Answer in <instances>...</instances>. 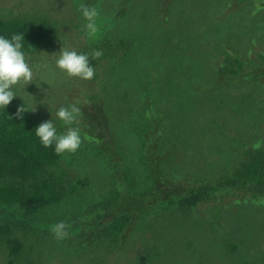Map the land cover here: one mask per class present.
<instances>
[{
	"label": "rangeland",
	"instance_id": "rangeland-1",
	"mask_svg": "<svg viewBox=\"0 0 264 264\" xmlns=\"http://www.w3.org/2000/svg\"><path fill=\"white\" fill-rule=\"evenodd\" d=\"M21 1L28 22L52 28L55 42L51 52H42L30 65L33 83H22L26 90L19 94L37 112L47 110L52 117L65 105L94 107L90 94L107 101L112 106L103 116L110 125L83 129L90 134L100 131L110 141L104 144L118 149L124 162L141 176L139 189L146 194L148 184L143 179H148L147 163L134 154L137 133L144 125L147 136H155L157 143L148 149V155H155L157 172L168 178L170 186L181 184L183 189L211 179L224 170L225 163L240 157L233 142L217 133V124H229L234 130L231 135L248 145L260 135L264 141V95L260 100L258 94L261 83L254 80L243 88L239 84L231 89L215 65L224 61L225 51L236 56L234 50L238 49L243 58H256L264 51V11H254L255 0H5L9 5ZM81 4L99 9L96 39L86 35ZM63 47L78 53L92 47L102 51V57L107 56L95 83L69 77L57 67ZM150 84L155 85L153 101L147 96ZM253 87L255 95H249ZM226 88L233 97H225L220 108L211 111L219 101V91ZM115 98L120 100L117 107ZM142 101L146 103L144 111ZM192 102L200 105L198 112L192 109ZM213 117L215 121L209 124ZM141 118L153 120L158 127ZM68 127L60 126V134ZM80 148H86L84 156L70 168L75 176L86 173L100 188L118 177L107 159L90 150L94 147L83 141ZM71 154L63 158L64 167L72 161ZM233 193L193 208L186 216L174 208H158L150 214L143 210L126 229L123 243L104 249L102 262L264 264V203L239 202ZM91 194L86 200H95L99 193ZM65 243L54 239L44 242L35 259L58 264L56 258L61 256L66 264H100L91 262V253L86 251L84 259L82 254L77 256ZM54 254L58 256L54 258ZM0 264H5L2 254Z\"/></svg>",
	"mask_w": 264,
	"mask_h": 264
},
{
	"label": "trees",
	"instance_id": "trees-1",
	"mask_svg": "<svg viewBox=\"0 0 264 264\" xmlns=\"http://www.w3.org/2000/svg\"><path fill=\"white\" fill-rule=\"evenodd\" d=\"M255 1L254 11L263 12L264 0ZM21 2L9 5L5 0H0V36L11 39L14 34H22L24 36L22 51L25 52L31 65L38 60L42 52H51L55 37L51 38L53 30L49 26L32 25L28 22L25 18L28 16L24 14L26 10L23 1ZM253 44L256 45L255 40ZM131 47L129 46V49ZM225 48L229 47L226 45ZM95 50L97 49L84 47L80 52L89 54L90 64L95 69V77L88 82L89 84L97 81V71L101 69L102 64H106L107 60V56L92 59L90 54ZM234 52L237 57L231 56L230 51H225L224 61L219 62L218 66L215 63L219 76L227 80V85L231 89L234 85L240 84L243 88L245 84L258 80L261 83L258 94L262 100L264 51H260L256 58H243L241 57L243 52L238 49ZM252 52L250 51L249 54ZM21 84L13 86L12 90L17 96L11 104L7 108L0 109V254L4 256L5 264H42V261L35 259V254H39L37 249L50 239L58 241L51 232V227L61 221L71 225L68 230L70 236L58 242L67 241L74 254L77 256L82 254L83 259V251H86L91 253V262L105 264L106 260L102 262L100 257L104 249L109 248L108 246H120L126 238V229L143 213V210L144 213L150 214L158 208H174L186 216L193 208L222 199L225 193L231 191L239 202L264 203V147L259 151L252 147L257 141H263L261 135L248 145L231 135L230 132L234 130L229 124H217V133L220 137L233 142L232 145L240 152V157L225 163L224 170L214 174L211 179H203L197 185L191 188L188 185L183 189L181 184L176 187L170 186L167 182L168 178L165 179L157 172L155 155L152 157L148 155V149L153 145L157 146L154 141L155 136L149 138L146 134V126L143 124L142 130L137 133L138 140L134 154L136 159L147 163L148 179L143 181L154 186L150 188L146 185L148 192L146 194L139 189L138 176H141L132 169V166L124 162L118 149L105 145L104 141L109 140L105 139L100 131V134L87 132L89 128L95 129L96 125L109 124L103 112H108L112 106L107 101L95 99V96L90 94L89 98L94 100V107L78 106L82 108V115L78 123L71 127L79 128L83 141L94 147L90 150L96 153V157L107 159V164L119 174L116 179L106 182L104 188H100L94 184L95 178L87 176L86 173L77 177L70 169L71 163L84 156L86 148H79L77 152L71 154L72 161L68 160L64 167L62 160L70 155L68 156L67 152L57 155L55 144L47 148L42 145L35 134V129L42 122L52 120L58 134H60L59 127L64 128L67 125H64L58 117H52L47 110L33 111L34 108L30 107L26 99L21 96L26 90V86L21 88ZM206 87L210 89L211 85L208 84ZM148 89L147 96L153 101L152 92L155 91V85L150 84ZM97 91L94 92L95 95ZM229 91V88L219 91V101L213 104L211 111L216 112L225 97H233ZM249 92V95H255L256 90L253 87ZM211 98L213 101L215 97L211 94ZM117 100L119 102L115 103L116 107L120 104V100ZM142 104L144 111L146 103L142 101ZM20 106H25L29 110L23 113V119L16 117ZM68 106L70 105L64 107ZM198 106L200 107L197 102H192V109L195 112H198L196 108ZM214 118H211L209 124L215 121ZM141 119H147L146 123H153L158 127L156 122H152L153 120ZM97 192L99 194L95 200H86L92 196L91 193ZM141 199L142 201L138 203ZM145 206L146 208L143 209ZM56 256L58 254L53 255L54 258ZM79 261L80 259L76 260L78 263ZM56 262L66 264V259L59 256Z\"/></svg>",
	"mask_w": 264,
	"mask_h": 264
},
{
	"label": "clouds",
	"instance_id": "clouds-1",
	"mask_svg": "<svg viewBox=\"0 0 264 264\" xmlns=\"http://www.w3.org/2000/svg\"><path fill=\"white\" fill-rule=\"evenodd\" d=\"M79 10L87 21L85 24L86 35L90 39L98 38L100 25L97 21L100 17L99 9L95 6L79 5ZM24 36L14 34L11 39L0 36V109L7 108L17 96L12 90L18 84L29 85L33 83L34 73L23 49ZM92 59H99L103 53L95 50L91 54ZM57 67L66 72L69 77L91 80L95 77V69L90 64L89 54L78 53L75 50H67L63 47L56 61ZM34 109L33 111H35ZM29 111L27 107L20 106L17 109L16 117L23 119V113ZM82 115L81 109L74 103L68 107L61 106L56 116L69 126L67 131L58 134L52 120L42 122L36 129L35 134L44 147H52L55 144V153H75L83 143L79 128L71 127L78 123ZM253 149L259 151L264 147V141H257ZM71 225L61 221L51 227V232L58 241L69 238Z\"/></svg>",
	"mask_w": 264,
	"mask_h": 264
}]
</instances>
